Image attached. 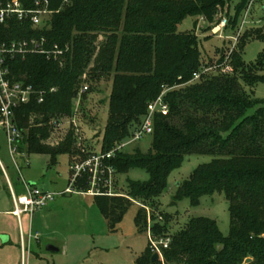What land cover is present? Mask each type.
Wrapping results in <instances>:
<instances>
[{
	"label": "trees",
	"instance_id": "obj_1",
	"mask_svg": "<svg viewBox=\"0 0 264 264\" xmlns=\"http://www.w3.org/2000/svg\"><path fill=\"white\" fill-rule=\"evenodd\" d=\"M22 1L31 7L36 0ZM49 1L55 13L48 29L19 21L8 28L0 26V40L44 37L47 50L58 45L64 52L62 66L41 54L9 62L15 79L45 93L43 103L36 99L15 110V122L22 133L18 153L48 154L54 161L69 154L71 164L99 152L108 154L132 137L149 105L165 93L169 113L155 117L148 153L116 152L113 159L105 161L117 175L141 168L150 180L129 182L128 194L93 197L100 213L115 231L137 201L147 211L157 209L152 233L164 236L174 219L161 212V198L171 174L188 156H210V163L181 183L174 199H189L195 206L203 196L224 193L231 215L230 234L223 236L214 221L191 218L175 233L163 256L168 264H244L249 258L250 264H264V100L255 98L252 90L264 82V54L254 65L244 61L246 44L261 38L262 32L247 40L245 34L229 57L219 59L216 69L194 81L195 74L214 66L203 62L199 37L182 34L178 27L190 17L215 24L216 16L234 0ZM241 1L242 5L247 2ZM238 25L236 19L231 20L230 27ZM226 65L232 67L231 74L222 72ZM107 79L112 81L110 118L101 150L76 154L73 134L59 147L44 145L52 127L49 122L56 116L71 119L83 88ZM53 89L56 91L51 92ZM32 114L44 115V119L36 120L37 125L25 136ZM74 186L87 192V177ZM143 213L139 209L135 219L140 232L146 219ZM152 256L149 248L135 264H161L152 263Z\"/></svg>",
	"mask_w": 264,
	"mask_h": 264
},
{
	"label": "rangeland",
	"instance_id": "obj_2",
	"mask_svg": "<svg viewBox=\"0 0 264 264\" xmlns=\"http://www.w3.org/2000/svg\"><path fill=\"white\" fill-rule=\"evenodd\" d=\"M241 7L243 9L240 10ZM221 12L222 15L216 16L215 24L203 18L190 17L179 25L178 31L182 34L197 35L203 62L215 67L222 56L229 57L232 50L239 44L241 38L238 43H235L234 37L247 15L248 23L244 26L241 37L246 34V40L253 38L257 31H261L263 35L261 38L250 40L244 49L245 63L256 64L260 56L264 54V0H247L244 5L241 0H234ZM221 16H228L231 20L236 19L239 24L236 28L230 27L227 31H223L222 36L227 39H220L213 32L220 23ZM99 40L102 41L103 38ZM44 48L47 50L46 46ZM47 58L51 59L48 56ZM63 58L64 55L54 60L62 66ZM83 79L87 81L88 75L84 74ZM87 86H91L90 90L80 94L74 102L72 121L55 127L56 122L68 120V116H56L49 122L52 127L47 140L43 142L44 145L51 148L59 147L68 143L70 135L73 134L75 142L73 151L76 154L101 150L103 131L110 118L109 99L112 93V81L107 79L95 85L87 84ZM246 90L249 93L253 90L255 98L264 100V82H260L252 90L250 88ZM43 119L44 115L32 114L29 128L24 132L25 136L37 125L36 120ZM151 148L152 137L149 136L139 143L131 144L125 152L130 155L135 154L136 151L146 154ZM71 161L72 157L69 154L59 155L56 161L48 154H12L5 133L0 129V212L13 207V193L9 190L6 173L13 184L16 197L26 194V189L22 187L24 183L28 185L32 183L30 185L33 189L54 195L46 206L36 209L33 214L23 215L25 224L26 218L31 217L33 231L38 232L39 236L33 238L32 245L23 260L18 259L14 264H135L138 258L150 248L148 231L150 225H154L153 212L157 209L150 208L147 211L145 206L134 201V205L126 212L117 229L111 231L95 199L83 192L80 193L73 185ZM211 161L210 156H188L182 166L171 174L168 190L161 198V212L175 220L172 219L169 222L170 229L164 236L154 234V241L160 242L163 237L168 236L171 243L175 233L191 218H206L214 221L222 235L229 236L231 215L229 202L224 193L203 196L195 206L189 199L180 201L174 199L181 183L188 180L200 166ZM149 180L150 175L147 171L133 168L128 173L114 178L112 192L128 194L129 182L144 183ZM68 188L72 190L71 193H65ZM139 209L144 210L143 214L146 216L142 232L139 231L135 222ZM2 228L1 230L6 232L14 234L17 232L8 228L7 224H4ZM25 234L28 240V232L26 231ZM49 246L58 250L49 251ZM5 253L0 250V264L7 260ZM10 255L12 256V252ZM165 264H168L166 260Z\"/></svg>",
	"mask_w": 264,
	"mask_h": 264
},
{
	"label": "built area",
	"instance_id": "obj_3",
	"mask_svg": "<svg viewBox=\"0 0 264 264\" xmlns=\"http://www.w3.org/2000/svg\"><path fill=\"white\" fill-rule=\"evenodd\" d=\"M55 11L50 9L49 0H36L31 7H27L22 0H0V26L9 27L13 21H19L21 23H30L35 29H48L50 22ZM248 14V12H247ZM222 15V14H221ZM247 15L239 26L237 35L234 37L235 43L239 42L242 35L244 26L247 25ZM231 19L228 16H221L220 23L213 29L215 35H218L220 39H227L223 37V31H227L230 28ZM47 40L42 37L32 38L30 40H0V129L5 133L7 141L11 147L12 154L18 153L17 144L22 138L21 131L17 128L15 122V110L32 103L37 99L39 103L44 102V92H37L33 86L18 81L12 74L11 66L9 62L17 57L25 58L29 54H41L47 55L51 59L57 60L64 52L58 45L51 50H46ZM236 48V47H235ZM235 49L232 50V52ZM231 52V53H232ZM214 68H205L202 73L195 74L194 81H198L202 74L209 73ZM232 67L226 65L223 67L222 72L224 74H231ZM55 90H51L54 92ZM88 91V87H84L81 95ZM167 92V91H166ZM165 94V93H164ZM163 94V95H164ZM163 95L154 103H151L148 107V114L142 123L135 129L132 137L121 144L116 150L108 153H96L89 157L84 162H75L71 164V172L73 173V185L76 184L78 179L87 177L89 189L87 192H83L85 195L91 197L97 196H117L112 192L114 186V178L117 176L115 169L107 165L105 161L111 160L115 157L116 152H124L126 148L131 144L139 143L145 138L152 136L154 133V119L157 115L167 116L169 113V107L165 104ZM72 121H58L55 127L64 125L67 122ZM26 188V194L16 197L13 193V199L15 204V214L17 217H21L24 214H33L38 208L44 207L54 197L52 194L42 193L37 189H33L31 185L24 183ZM69 188L65 193H71ZM81 193V192H80ZM162 221L163 217H159ZM150 248L153 253L159 254V261L165 264L163 256V250L168 249L170 245L169 239H162L160 242L153 240L152 224L149 231ZM39 234L36 235L38 237Z\"/></svg>",
	"mask_w": 264,
	"mask_h": 264
},
{
	"label": "crops",
	"instance_id": "obj_4",
	"mask_svg": "<svg viewBox=\"0 0 264 264\" xmlns=\"http://www.w3.org/2000/svg\"><path fill=\"white\" fill-rule=\"evenodd\" d=\"M6 177L9 183V190L14 193L13 184L7 173ZM18 181H20V179H18ZM22 187L25 188L24 185H22ZM12 205V209L0 212V250L6 252L5 255L7 256V260L3 264H14V262L16 260L18 261V259L23 260L24 255L32 245L33 238L39 234L38 232L34 233L33 231V221L31 217L26 218L25 224L23 215L20 218L16 216L14 199ZM4 224H7L8 228L12 229L13 231H17L16 234L1 230L3 229L2 227ZM26 231L28 232V240L25 237ZM10 252H12V256L10 255Z\"/></svg>",
	"mask_w": 264,
	"mask_h": 264
},
{
	"label": "water",
	"instance_id": "obj_5",
	"mask_svg": "<svg viewBox=\"0 0 264 264\" xmlns=\"http://www.w3.org/2000/svg\"><path fill=\"white\" fill-rule=\"evenodd\" d=\"M31 186H32V185H31ZM48 250H49V251H57L58 249H56V248L53 247V246H49V247H48ZM159 259H160L159 254H158V253H155V254L152 256L151 261H152V263H156V262L159 261ZM251 261H252V259H247V260H246V264L251 263Z\"/></svg>",
	"mask_w": 264,
	"mask_h": 264
}]
</instances>
